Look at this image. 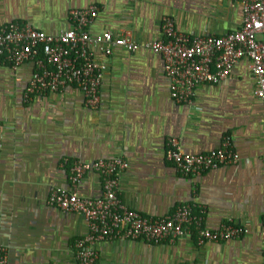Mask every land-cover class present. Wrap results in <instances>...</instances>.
I'll return each mask as SVG.
<instances>
[{
    "label": "crops",
    "instance_id": "crops-1",
    "mask_svg": "<svg viewBox=\"0 0 264 264\" xmlns=\"http://www.w3.org/2000/svg\"><path fill=\"white\" fill-rule=\"evenodd\" d=\"M89 7L97 13L86 28L91 38L130 32L135 41H157L165 16L180 33L197 37L222 36L242 22L240 0H1L0 29L17 21L56 35L70 27V10ZM93 54L102 61L98 50ZM107 62L97 110L75 88L26 103L33 63H0V246L6 264H79L74 243L87 234V223L47 200L57 189L100 197L97 173H86L73 187L69 167L113 158L127 165L118 191L129 209L164 218L187 204L195 214L203 210L205 229L216 232L230 223L248 234L200 245L191 235L157 245L107 240L95 245V264H264V111L249 60L237 62L226 80L199 85L190 104L171 99L160 56L116 48ZM170 139L193 155L228 140L239 160L183 176L165 159Z\"/></svg>",
    "mask_w": 264,
    "mask_h": 264
},
{
    "label": "built area",
    "instance_id": "built-area-1",
    "mask_svg": "<svg viewBox=\"0 0 264 264\" xmlns=\"http://www.w3.org/2000/svg\"><path fill=\"white\" fill-rule=\"evenodd\" d=\"M240 4L242 22L234 32L222 36H189L177 31L173 19L165 16L161 20V38L153 42L135 41L130 32L117 36L105 32L91 38L86 28L97 15L95 7L70 10V27L56 35L13 21L0 29V63L12 68L33 63L34 71L24 92L26 103L75 88L82 94L85 105L97 110L100 87L108 71L107 61L116 48L129 53L144 49L160 56L163 71L170 81V97L178 104H190L199 85H215L226 80L233 66L245 58L249 60L256 85L254 96L264 111V0H240ZM93 49L98 50L102 61L95 60ZM164 155L183 176H199L239 160L228 140L217 150L193 155L183 153L178 141L170 139ZM126 167L121 158L93 163L74 161L69 167L71 185L75 187L86 173L95 172L102 180V195L81 198L75 191L57 189L48 197L50 206L79 214L87 223V234L74 243L79 264H95L98 259L95 245L107 240L157 245L191 235L200 245L248 234L247 229L230 223L216 232L205 229L202 226L203 210L195 214L192 206L187 204L164 218L143 216L129 209L118 191L119 175ZM6 259V249L0 246V264H6Z\"/></svg>",
    "mask_w": 264,
    "mask_h": 264
},
{
    "label": "trees",
    "instance_id": "trees-1",
    "mask_svg": "<svg viewBox=\"0 0 264 264\" xmlns=\"http://www.w3.org/2000/svg\"><path fill=\"white\" fill-rule=\"evenodd\" d=\"M194 237V236H193Z\"/></svg>",
    "mask_w": 264,
    "mask_h": 264
}]
</instances>
